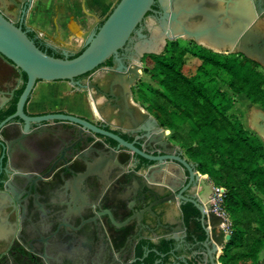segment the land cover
<instances>
[{
  "label": "flooded vegetation",
  "instance_id": "obj_1",
  "mask_svg": "<svg viewBox=\"0 0 264 264\" xmlns=\"http://www.w3.org/2000/svg\"><path fill=\"white\" fill-rule=\"evenodd\" d=\"M32 1L0 0V10L16 18L27 31L37 33L26 22ZM253 2L264 27V0ZM153 8L161 11L157 2ZM148 16L157 21L158 14L148 13L146 18ZM146 18L142 28L149 36ZM37 36L43 39L38 33ZM44 48L52 54H61L60 47L46 41ZM75 52L69 51L70 54ZM133 52L131 41L120 50L124 65H129ZM230 53L244 56L237 51ZM249 60L263 67L256 60ZM117 65L113 59L111 65L102 63L89 73L77 76L75 80L80 85L73 86L86 89L91 74L98 69L113 73ZM118 80L117 76L109 80L105 91L93 85L98 93L108 94L113 84L112 95L103 96L120 111L117 121L95 120L66 108L33 112L25 106L24 111L30 116L46 113L80 116L140 149L148 144L145 151L151 156L161 154L157 143L168 151L178 146L158 122L150 123L148 135L132 125L130 115L135 117L134 113L126 109L120 93H117L118 98L114 93L117 87L122 89V85L116 83ZM25 82L24 72L0 55V264H218V250L215 253L207 250V246L211 249V244L206 240L200 213L194 216L199 226L192 223L190 216L187 220L186 208L190 204L194 206L187 200L193 199L196 191L203 193L204 202L212 203L208 189L191 179L187 169L184 176L169 178L168 188L157 186L160 194L147 200L149 203L168 199L161 214L168 227H157L149 232L136 226L128 219V212L115 209V202L124 186L130 192L129 201L135 200V192L137 196L144 193L139 186L140 178L132 170L142 173V164L147 161L134 153L130 156L122 147L116 157L110 156L108 149L116 146L113 139L98 134L91 136L65 121H30L25 126L18 117H11L15 109L9 111L10 106ZM125 118L129 120L127 125L120 122ZM135 120L139 121L136 117ZM180 151V147L176 148L174 154ZM181 156L188 163H194L183 151ZM102 162H105L104 168L94 170V166ZM149 179L157 182L161 178L154 174ZM96 188L104 190L102 198L96 196ZM179 193L184 202L179 205L182 215L178 210ZM104 208L112 211L114 221L101 214ZM218 230H223L221 225ZM202 233L204 237L200 238ZM249 264H264V250L256 262Z\"/></svg>",
  "mask_w": 264,
  "mask_h": 264
},
{
  "label": "water",
  "instance_id": "obj_2",
  "mask_svg": "<svg viewBox=\"0 0 264 264\" xmlns=\"http://www.w3.org/2000/svg\"><path fill=\"white\" fill-rule=\"evenodd\" d=\"M156 2L159 3L161 11L153 8ZM148 13L158 14L157 21L151 16L146 18ZM145 18L150 27L149 36L143 33L142 23ZM134 34L136 37L133 36ZM178 37L193 40L214 51L240 52L264 67V27L258 19L253 0H118L100 25L95 23L82 34L80 49L83 50L73 57H70L73 54L69 53L67 46H60L62 57H55L46 50L40 49L16 18H11L0 10V55L26 74L25 85L11 117H18L25 126L30 121L37 123L47 120L65 121L78 126L80 131L87 132L91 136L98 134L113 139L116 146L108 149L110 156L116 157L122 147L130 156L134 153L144 158L147 163L142 164L144 166L142 173L137 174L132 170V173L140 178L139 186L145 190L144 193L137 196L135 192V200L129 201L130 192L126 190L127 186H124L116 197L115 209L128 212L130 214L128 219L132 223L149 232L157 227H168L161 218L168 199L153 200L149 203L147 200L160 194L157 186L168 188L169 178L184 176V169H187L191 179H196L202 187L207 188L209 195L212 193V184L195 170L196 165L188 163L181 156L182 151L174 154L178 146L174 145L168 151L164 149L163 144L157 143L156 146L160 148L161 154L151 156L145 151L148 144L140 149L118 134L80 116L66 113L30 116L25 113L24 108L27 106L28 110L33 112L66 108L95 120L117 121L120 111L115 105H110L103 96L112 95L113 84H110L111 90L108 94L98 93L93 86L97 85L105 91L109 80L117 76L119 80L116 83L121 84L122 89L117 87L114 90L116 97L118 98L117 93H120L126 109L132 111L139 119L137 121L130 115L132 125L148 135L150 123L157 121L131 99L130 86L140 76L141 56L144 53L161 52L167 40ZM130 41L133 43V58L129 65H124L120 50ZM109 57L118 64L112 69L113 73L98 69L88 77L86 89L73 86L80 85L75 80L77 76L94 70ZM126 75L129 77L125 78ZM37 80L40 81L36 82ZM30 94L31 97L27 102ZM122 121L125 125L129 124L128 118L121 119L120 122ZM250 125L264 141V112H254L250 118ZM165 133H169V130L165 129ZM149 162L152 163L148 165ZM104 166L105 162L96 164L94 170L101 171ZM154 174L161 179L152 182L149 177ZM199 192L196 191L194 198L187 201L193 203L199 211L207 234L206 240L211 244V249L207 246V250L215 253L218 249L221 250L223 243L230 238V234L218 230L223 218L213 211L212 203L204 202L203 193ZM103 194L104 190L96 188L98 198H102ZM178 195L180 199L178 210L182 215L179 205L184 202L181 201L182 194ZM102 213L114 221L110 209L104 208ZM170 228L174 230L173 227Z\"/></svg>",
  "mask_w": 264,
  "mask_h": 264
},
{
  "label": "trees",
  "instance_id": "obj_3",
  "mask_svg": "<svg viewBox=\"0 0 264 264\" xmlns=\"http://www.w3.org/2000/svg\"><path fill=\"white\" fill-rule=\"evenodd\" d=\"M27 35L45 50V41L35 31H27ZM189 52L176 40H169L161 52L144 53L140 60L154 85L142 83L146 94L135 98L160 126L171 130L170 138L195 163L196 171L224 189L219 205L227 214L230 238L219 251L218 264L254 263L264 249V145L229 113L232 100L217 88L216 81L264 109V75L247 58L237 61L207 47L193 52L200 63L194 74L186 75L182 65ZM103 64L111 65L112 58ZM22 89L9 111L15 109ZM186 213L187 220L191 218L199 226L194 219L199 212L193 205L187 206Z\"/></svg>",
  "mask_w": 264,
  "mask_h": 264
},
{
  "label": "rangeland",
  "instance_id": "obj_4",
  "mask_svg": "<svg viewBox=\"0 0 264 264\" xmlns=\"http://www.w3.org/2000/svg\"><path fill=\"white\" fill-rule=\"evenodd\" d=\"M116 2L117 0H33L27 13L26 22L50 45H55L56 47L58 45H77L82 42V34L89 30L95 23L98 24L102 21L111 11ZM174 40H176L181 46L190 50L182 65V72L186 75L194 74L200 60L193 54V52H196L199 48L205 46L182 37H178ZM214 52L237 61L245 59L244 56L236 53H230L227 51ZM254 66L264 75L263 67L255 63ZM144 67L145 63L142 61L140 76L136 79L135 83L130 86V92L133 100L138 106L153 116V114L144 109L135 98L136 95L140 96L141 93H144L142 90V83L154 85L149 73L145 72ZM216 86L224 91L232 100V107L230 108L229 113L237 117L241 121L242 126L249 132L255 134L264 145L263 139H261L260 135L249 125L252 114L256 111L264 112V109L257 104L251 103L244 94H235L220 80L216 81ZM144 94H146V92ZM165 129L168 128L166 127ZM168 130V135L170 136L171 130ZM185 156L189 158L186 154ZM205 176L207 181L212 184L207 175Z\"/></svg>",
  "mask_w": 264,
  "mask_h": 264
},
{
  "label": "built area",
  "instance_id": "obj_5",
  "mask_svg": "<svg viewBox=\"0 0 264 264\" xmlns=\"http://www.w3.org/2000/svg\"><path fill=\"white\" fill-rule=\"evenodd\" d=\"M224 194V189L220 186L212 185L211 201L213 204V211L223 218L221 227L224 234H229V220L227 214L220 208V202Z\"/></svg>",
  "mask_w": 264,
  "mask_h": 264
},
{
  "label": "crops",
  "instance_id": "obj_6",
  "mask_svg": "<svg viewBox=\"0 0 264 264\" xmlns=\"http://www.w3.org/2000/svg\"><path fill=\"white\" fill-rule=\"evenodd\" d=\"M82 43V42H81ZM60 46H67L68 48H69V50H72V51H78L79 49H80V46H81V44H77V45H58V47H60ZM130 97H131V99L133 100V98H132V96H131V92H130ZM134 101V100H133ZM135 102V101H134ZM136 103V102H135ZM137 104V103H136ZM138 105V104H137ZM140 107V106H139ZM141 108V107H140ZM202 177L204 178V179H206L207 180V178H206V176L205 175H202ZM264 250V249H263ZM262 250V251H263ZM218 251H220L219 249H218ZM262 251L260 252V254L262 253ZM218 253V252H217ZM260 254H259V256H260Z\"/></svg>",
  "mask_w": 264,
  "mask_h": 264
},
{
  "label": "bare ground",
  "instance_id": "obj_7",
  "mask_svg": "<svg viewBox=\"0 0 264 264\" xmlns=\"http://www.w3.org/2000/svg\"><path fill=\"white\" fill-rule=\"evenodd\" d=\"M250 125V124H249ZM251 127V126H250Z\"/></svg>",
  "mask_w": 264,
  "mask_h": 264
}]
</instances>
